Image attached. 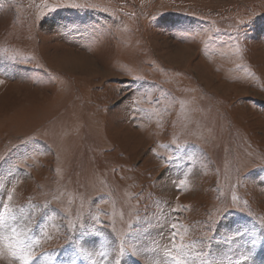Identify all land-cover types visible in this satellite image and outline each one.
I'll use <instances>...</instances> for the list:
<instances>
[{"label": "rangeland", "instance_id": "rangeland-1", "mask_svg": "<svg viewBox=\"0 0 264 264\" xmlns=\"http://www.w3.org/2000/svg\"><path fill=\"white\" fill-rule=\"evenodd\" d=\"M4 204L31 264H264V0H0Z\"/></svg>", "mask_w": 264, "mask_h": 264}, {"label": "snow or ice", "instance_id": "snow-or-ice-1", "mask_svg": "<svg viewBox=\"0 0 264 264\" xmlns=\"http://www.w3.org/2000/svg\"><path fill=\"white\" fill-rule=\"evenodd\" d=\"M11 200V195L8 196ZM235 199V197H234ZM3 218L0 219V227L8 228V225L4 223L5 220L15 219L13 210L7 205L3 206ZM75 227V225H72ZM81 227H83L81 225ZM170 234L171 248L166 249L168 256L171 258L172 264H192V259L188 254L189 249L192 247L189 243H184V237L180 234L177 228V224H172ZM241 233L238 231L237 235ZM25 233L23 231H17L16 228H11L9 235H0V242L3 243V247H0V257L4 255V249L6 248L8 253L15 259L21 261V264H31L33 259V249L40 244L39 238H31L26 240L24 238ZM179 240V243L177 242ZM203 264H212L210 260H204Z\"/></svg>", "mask_w": 264, "mask_h": 264}, {"label": "bare ground", "instance_id": "bare-ground-1", "mask_svg": "<svg viewBox=\"0 0 264 264\" xmlns=\"http://www.w3.org/2000/svg\"><path fill=\"white\" fill-rule=\"evenodd\" d=\"M76 62H77V64L87 65V66H89V64H91V62L87 58H85L83 56L82 57H77Z\"/></svg>", "mask_w": 264, "mask_h": 264}]
</instances>
